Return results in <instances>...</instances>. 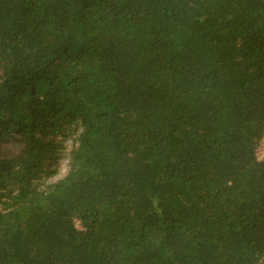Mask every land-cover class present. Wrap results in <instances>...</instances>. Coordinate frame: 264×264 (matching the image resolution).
<instances>
[{"label": "trees", "instance_id": "obj_1", "mask_svg": "<svg viewBox=\"0 0 264 264\" xmlns=\"http://www.w3.org/2000/svg\"><path fill=\"white\" fill-rule=\"evenodd\" d=\"M263 140L264 0H0V264H264Z\"/></svg>", "mask_w": 264, "mask_h": 264}, {"label": "rangeland", "instance_id": "obj_2", "mask_svg": "<svg viewBox=\"0 0 264 264\" xmlns=\"http://www.w3.org/2000/svg\"><path fill=\"white\" fill-rule=\"evenodd\" d=\"M70 150H71V147H70V149L68 151H70ZM262 151H259L260 152V155H259L260 158L262 157ZM67 172H68V160H64L62 162V165H61L60 175L56 179H59V178L65 176L67 174ZM77 227L80 228V226L78 224H77Z\"/></svg>", "mask_w": 264, "mask_h": 264}, {"label": "built area", "instance_id": "obj_3", "mask_svg": "<svg viewBox=\"0 0 264 264\" xmlns=\"http://www.w3.org/2000/svg\"><path fill=\"white\" fill-rule=\"evenodd\" d=\"M259 151H262V157L264 158V140L261 142L260 146L257 149V157H258V159L261 160L263 158L262 157L261 158L259 157V155H260V152Z\"/></svg>", "mask_w": 264, "mask_h": 264}]
</instances>
